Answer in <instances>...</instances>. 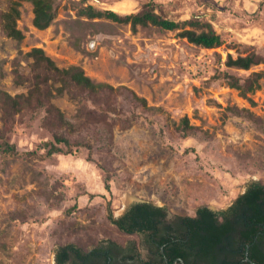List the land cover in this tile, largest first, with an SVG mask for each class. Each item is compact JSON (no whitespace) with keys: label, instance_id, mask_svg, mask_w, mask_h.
<instances>
[{"label":"rangeland","instance_id":"1","mask_svg":"<svg viewBox=\"0 0 264 264\" xmlns=\"http://www.w3.org/2000/svg\"><path fill=\"white\" fill-rule=\"evenodd\" d=\"M11 0H0V10ZM19 41L0 28V88L26 92L27 81L15 78L13 59L27 70L33 46L43 47L58 65L77 64L96 81L124 84L146 98L134 107L132 123L115 126L109 154L112 178L83 147L75 155L55 153L45 159L51 137L43 125V109H25L4 125L0 111V264H55L59 242L86 239L107 244L106 233L125 241L107 218L109 209L120 216L130 204L150 201L164 206L166 219L193 215L197 207L226 208L253 181L264 182V77L247 96L230 87L221 73L228 52H258L264 59V0H54L51 24L34 26L33 5L20 0ZM153 2L164 15L177 20L200 15L222 33L224 42L203 47L179 35V29L149 24L132 29L105 14L89 16L87 5L102 13L137 12ZM264 69V61L250 70ZM243 75L250 70L229 68ZM51 101L75 127L81 102L53 90ZM86 103L91 106L89 101ZM197 127L182 136L183 117ZM14 143L11 154L2 143ZM91 157V159L89 158ZM126 236V237H124ZM71 264V263H70Z\"/></svg>","mask_w":264,"mask_h":264},{"label":"trees","instance_id":"2","mask_svg":"<svg viewBox=\"0 0 264 264\" xmlns=\"http://www.w3.org/2000/svg\"><path fill=\"white\" fill-rule=\"evenodd\" d=\"M29 1L33 5L34 26L39 29L48 27L57 12L54 0ZM20 5V0H11L7 9L0 10V28L8 36L19 41L25 36L18 26L21 16ZM85 13L93 17L105 14L115 21L129 23L132 29L149 24L162 29H179L181 37L207 48L220 46L224 42L222 33L205 17L192 15L189 18L177 20L164 15L153 2L145 3L137 12L126 14L113 9H106L102 13L101 10H96L89 4L85 7ZM27 55L31 61L24 72L20 68L22 64L18 58H14L12 62L16 80L27 81L28 90L12 94L0 88V111L4 125L9 127L14 115L27 108L43 109L42 123L50 131L51 137L43 142L44 152H39L37 149L31 150L28 151L29 156L42 160L55 153L75 155L83 147L89 153L100 150L103 156L97 160V163L105 171V185L108 188L112 178L109 144L112 142L114 127L123 128L130 125L136 116L133 108L140 105L147 106L146 98L127 85L115 86L109 82L94 80L80 65L71 64L61 67L43 47L33 46ZM263 61V57L256 51L238 55L228 52L224 61L226 69L222 71L221 76L226 79L230 87L238 89L242 95L247 96L248 92L260 87V79L264 77V69H250ZM229 68L250 71L237 75L230 72ZM53 90L59 94L67 92L70 97L82 103L77 111V115L84 118L80 126L75 127L64 112L51 101ZM86 101H89L91 106ZM196 129L197 127L190 124L186 116L177 127L182 136L194 134ZM1 147L3 151L11 154L19 153L14 143L4 141ZM233 211L236 214H231ZM165 215L164 206L150 201H137L130 204L120 216H115L109 209L107 218L112 228L121 235L130 236L138 232L158 235L165 227V231L168 232H165L162 241L172 242V248L182 255L186 264H212L217 243L231 235L230 231L236 227L234 220H237L238 225L245 227V238L242 237L240 241L242 246L246 242L249 245L248 256L256 259L259 264H264V250H261L256 242V237L264 236V182L262 181L247 184L226 208L212 209L208 205L197 207L195 214L186 215L183 218L180 230H169L173 228V224L163 222ZM89 238L94 245L91 249L85 243L86 239L59 242L55 264H80L81 260L88 259L93 253L101 252L103 249L101 242L92 237ZM104 240L116 244L126 242V239L114 238L110 232L106 233ZM230 240L228 238L223 246Z\"/></svg>","mask_w":264,"mask_h":264},{"label":"flooded vegetation","instance_id":"3","mask_svg":"<svg viewBox=\"0 0 264 264\" xmlns=\"http://www.w3.org/2000/svg\"><path fill=\"white\" fill-rule=\"evenodd\" d=\"M231 214H236V212L233 211ZM185 216H179L178 219L169 221L165 215L163 222L165 224H173V228L169 229L171 231L180 230L182 229L180 224L183 223ZM234 221L236 227L232 228L230 231L232 233L228 237L231 240L225 246H223V243H227L228 238H224L225 240L217 243L212 264H259L256 259L248 256L247 247L249 245H247V242L242 246V241H240L242 237L245 238V227L238 225L237 220ZM164 228L158 235L138 232L137 234L140 237L138 242L134 240H128L124 244L107 242V244L103 245L101 252L93 253L88 259L81 260L80 264H186L182 255L178 254L174 250L175 248H172V242L166 243L162 241L165 232H168ZM256 242L259 248L264 250V236L261 238L259 236L256 237Z\"/></svg>","mask_w":264,"mask_h":264}]
</instances>
